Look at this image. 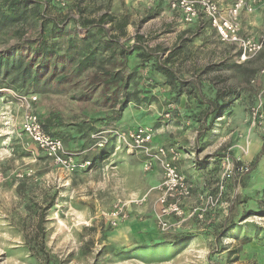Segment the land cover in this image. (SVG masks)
Returning <instances> with one entry per match:
<instances>
[{
    "label": "rangeland",
    "instance_id": "374dc122",
    "mask_svg": "<svg viewBox=\"0 0 264 264\" xmlns=\"http://www.w3.org/2000/svg\"><path fill=\"white\" fill-rule=\"evenodd\" d=\"M36 1L38 21L0 20V52L57 25L48 42L62 67L38 86L9 82L0 69V264H264V48L242 59L206 19L187 23L168 0ZM6 9L0 0V15ZM241 26L264 35V3L242 10ZM143 49L152 54L145 61ZM91 51L95 66L78 74L74 65ZM34 92L37 115L89 164H55L22 131L17 96ZM227 100L210 123L212 101ZM137 125L155 130L153 144L177 147L192 199L215 191L223 157L231 159L223 201L206 220L155 224L162 170H144L145 156L118 136ZM117 202L128 216L113 226Z\"/></svg>",
    "mask_w": 264,
    "mask_h": 264
},
{
    "label": "built area",
    "instance_id": "2783aa9c",
    "mask_svg": "<svg viewBox=\"0 0 264 264\" xmlns=\"http://www.w3.org/2000/svg\"><path fill=\"white\" fill-rule=\"evenodd\" d=\"M61 5L65 0H57ZM171 10L191 23L206 19L216 31L222 42L237 45L241 51L240 57L246 59L256 55L264 48V35L255 38L244 35L241 29V11H252L264 0H233L228 7L222 8L218 0H168ZM264 73V67L261 69ZM22 108V131L39 147L51 162L66 169H74L89 164L84 160L78 162L74 153L64 146L63 140L43 129L42 121L35 112L36 94H18ZM256 113V112H255ZM155 130L150 126L137 125L124 133H118L119 138L130 148H135L145 156L144 170L159 165L162 170V181L158 185L159 195L155 201V224L166 231L176 225H181L187 219L206 220L222 203L225 193V182L233 176V163L229 157H223L222 176L216 184L215 191H202L197 198L193 197V184L178 169L180 152L175 146L153 144ZM243 168L241 169V171ZM191 203V204H190ZM126 203L117 202L109 213V222L115 226L128 215Z\"/></svg>",
    "mask_w": 264,
    "mask_h": 264
},
{
    "label": "trees",
    "instance_id": "16d2710c",
    "mask_svg": "<svg viewBox=\"0 0 264 264\" xmlns=\"http://www.w3.org/2000/svg\"><path fill=\"white\" fill-rule=\"evenodd\" d=\"M4 3L7 5L6 11H2L1 13V22L7 23H16L17 21H26L28 18H36L38 21L39 17L42 18L41 12L38 9V2L36 0H4ZM113 17H110L108 21H112ZM100 21L106 22L102 15L100 16ZM44 22L42 25H45ZM127 25V22L124 20L123 22L117 23V27L119 28L122 34H125L123 28ZM57 25L52 26V30L48 31V35L39 34L38 38L32 39L30 41L16 42L6 48L4 51L0 52V69L1 67L5 68V74L10 77L9 82H19L22 85L24 83H31L38 86L39 84L47 85L49 84V80L52 76H55L56 70L58 67H62L60 59L63 58L61 54H58V50H55L54 43L48 42L50 38H55L59 35V30H56ZM140 38L139 35L136 36ZM133 47V45H131ZM135 47V46H134ZM102 49V47H101ZM128 50H121L120 54L126 55ZM94 52H89V54L85 57H82L77 61L75 66V71L78 74H81L84 70L94 67ZM152 56L151 53H148L144 49L139 53V57L141 60L148 59ZM67 60H74L75 57L72 55H65ZM51 68V72L49 75H46L47 70ZM160 70L165 72L168 75V78L173 76L168 67L161 66ZM54 71V72H53ZM12 72V73H11ZM107 73V72H106ZM168 84L172 87L174 82L169 79ZM28 94H36L34 93H25ZM131 98L128 100V102ZM230 104V100L226 102H221L219 105L212 101L211 109H207V113H210V123L216 117L219 116V113L224 111L225 108ZM118 113V112H117ZM119 118V113L114 117ZM43 129L48 133L58 136L53 131H50L51 118H45L42 120ZM62 139V138H61Z\"/></svg>",
    "mask_w": 264,
    "mask_h": 264
},
{
    "label": "crops",
    "instance_id": "0c3cea01",
    "mask_svg": "<svg viewBox=\"0 0 264 264\" xmlns=\"http://www.w3.org/2000/svg\"><path fill=\"white\" fill-rule=\"evenodd\" d=\"M219 4H220V3H219ZM220 6H222V4H220ZM196 21H198V20H196ZM197 24H199V22H198ZM187 178H188V177H187ZM188 179H189V178H188ZM189 180H191V179H189ZM197 180L199 181V180H202V179H197ZM195 181H196V180H195ZM198 181H197V182H198ZM199 182H200L199 184H202V181H199Z\"/></svg>",
    "mask_w": 264,
    "mask_h": 264
}]
</instances>
